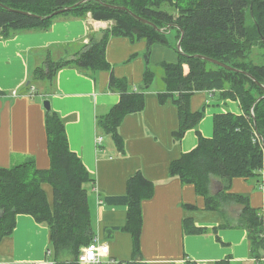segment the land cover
Wrapping results in <instances>:
<instances>
[{"label":"crops","instance_id":"crops-1","mask_svg":"<svg viewBox=\"0 0 264 264\" xmlns=\"http://www.w3.org/2000/svg\"><path fill=\"white\" fill-rule=\"evenodd\" d=\"M110 1V0H106ZM113 25L112 20L61 16L47 30L15 33L0 40V167H11L27 159L38 169H47L45 114L42 102L49 99L64 123L70 150L83 163L93 178L86 184L94 239L108 247V254L99 264H118L133 259V238L121 230L127 220L126 194L128 179L140 172L154 183V192L141 203L142 229L140 258L148 264H215L228 258L231 264H258L249 257L247 234L241 228H220L225 223L218 211L207 210L205 199L193 184L171 177L169 167L182 153L198 143L197 130L206 138L213 135L215 114L242 113L237 100L224 98L218 90L195 91L189 102L192 112L203 109L204 115L196 129L187 130L180 140L179 112L172 97L160 102L165 91L162 62L176 63L174 33L169 45L153 44L148 65L154 78L143 86L147 43L144 39L126 36L109 37L105 58L116 78L126 82L129 91L142 92L144 108L128 114L119 125L123 151L96 125L119 102V94L109 88L110 72L101 70L94 77L76 68L60 69L52 82L37 80L30 87L34 69L46 55L58 60L71 57L90 40L98 41ZM188 72L187 65H183ZM157 83L154 84L157 71ZM31 88L34 89L31 94ZM101 136L102 141L97 143ZM100 145V147H99ZM48 202L52 205L53 189L43 183ZM222 189L221 180L212 177V193ZM229 191L249 197L252 207L263 217L264 230V169L257 177H234ZM240 206L230 204L228 215L239 214ZM49 229L26 214H18L12 233L0 239V264H53L47 256ZM264 260V245L262 250ZM95 264V263H83Z\"/></svg>","mask_w":264,"mask_h":264},{"label":"trees","instance_id":"trees-1","mask_svg":"<svg viewBox=\"0 0 264 264\" xmlns=\"http://www.w3.org/2000/svg\"><path fill=\"white\" fill-rule=\"evenodd\" d=\"M84 1L69 11L46 18L54 11ZM111 4L123 7L115 9ZM169 6L173 12L161 9ZM21 11L41 16L34 17ZM94 20H112L113 25L98 41L90 40L71 57L58 60L46 55L31 76L34 80L52 82L63 68H76L94 77L96 72H110L109 88L120 96L119 102L98 117L97 128L112 139L118 151H123L119 125L128 114L144 108L142 92H131L126 82L114 76L112 66L105 58L109 37L126 36L144 39L147 43L145 80L149 85L154 71L148 65V55L153 44L169 45L168 36L181 33V53L176 63L162 62L165 91L159 93L160 102L167 97L179 112V130L174 139L180 140L190 129H196L204 115L203 109L192 112L189 102L195 91L218 90L224 98L237 100L242 113L231 112L214 115L213 135L203 137L197 130L196 147L172 161L171 177L193 184L196 192L205 199L207 210L218 211L225 223L220 228H241L246 231L249 257L264 264L263 217L252 207L249 197L229 191L234 177L250 178L264 169V89L250 77L196 57L204 55L252 75L264 86V0H0V40L15 33L47 30L61 16L85 17ZM133 14L151 21L136 19ZM170 25L168 31L166 27ZM183 65H187L185 73ZM45 129L50 165L38 169L31 159L0 167V239L12 233L18 214L30 215L49 229L50 243L47 256L53 264H79L81 249L94 239L86 184L93 181L80 158L68 145L64 123L54 110L46 111ZM100 147V145H99ZM212 177L221 180L222 189L210 190ZM53 189V202L49 204L42 184ZM154 192V183L137 172L127 181L126 194L122 197L127 206V220L121 230L133 238V259L118 264H148L140 258L142 229L141 203ZM240 206L239 214L228 215V206ZM215 264H231L228 258Z\"/></svg>","mask_w":264,"mask_h":264},{"label":"water","instance_id":"water-1","mask_svg":"<svg viewBox=\"0 0 264 264\" xmlns=\"http://www.w3.org/2000/svg\"><path fill=\"white\" fill-rule=\"evenodd\" d=\"M82 2H84V1H79V2H77V3H75V4H73V5L64 6V7L60 8V9L54 11V12L51 13L50 15H47L46 18H49V17H51V16H54V15H57V14H60V13H63V12L69 11V10H71V9L74 8V7H76L77 5H79V4L82 3ZM105 5L108 6V7H111V8H115V9H122V8H123V7H120V6L111 5V4H107V3H106ZM21 12H23V13H25V14H27V15H30V16H34V17H39V18H41V16L36 15V14H33V13H30V12H26V11H21ZM133 16H134L136 19H138L139 21L143 22V23L150 24V25H151L154 29H156L157 31L162 32V31L165 30L164 28H159V27H157V26H156L154 23H152L151 21H148V20H146V19H144V18H142V17H140V16H137V15H135V14H133ZM170 28H171L170 25H168V26L166 27V29H167L168 31L170 30ZM182 38H183V33H181V36H180V38H179V40L177 41V44H176V49H177V51L180 52V53L182 52V51H181V41H182ZM195 56L198 57V58H201V59H203V60L209 61V62H211V63H213V64H216V65H219V66H221V67H224V68H226V69L241 72V73L247 75L248 77H250V78H251V79H252L257 85H259L260 87H262V88L264 89V86H263L262 84H260V83H259V82H258V81H257L252 75H250V74L247 73V72H244V71L238 70V69L233 68V67H231V66H229V65H227V64H225V63H222V62H220V61H217V60H215V59H212V58L207 57V56H204V55L196 54ZM261 98H264V95L261 96V97H259V98L257 99V101L260 100ZM42 105H43V107H44V109H45L46 111L51 110V103H50V100H49V99H44L43 102H42Z\"/></svg>","mask_w":264,"mask_h":264},{"label":"built area","instance_id":"built-area-1","mask_svg":"<svg viewBox=\"0 0 264 264\" xmlns=\"http://www.w3.org/2000/svg\"><path fill=\"white\" fill-rule=\"evenodd\" d=\"M34 89L31 88V94L33 93ZM102 141V137L99 136L97 138V143ZM108 254V247L105 244L99 243L95 239H93L90 243L84 246L78 257L77 262L79 264L83 263H95L99 264L101 257Z\"/></svg>","mask_w":264,"mask_h":264},{"label":"rangeland","instance_id":"rangeland-1","mask_svg":"<svg viewBox=\"0 0 264 264\" xmlns=\"http://www.w3.org/2000/svg\"><path fill=\"white\" fill-rule=\"evenodd\" d=\"M161 9L167 10V11H169V12H173L172 9H171L169 6H167V5L162 6ZM159 73L162 74V70L157 71V73H156V77H155V80H154V84H156L157 81H158V80H157V75H158ZM158 76H159V75H158ZM33 83H34L35 85H37L39 82H38L37 80H34Z\"/></svg>","mask_w":264,"mask_h":264}]
</instances>
